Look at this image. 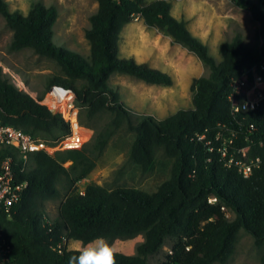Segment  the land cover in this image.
<instances>
[{
  "label": "trees",
  "instance_id": "obj_1",
  "mask_svg": "<svg viewBox=\"0 0 264 264\" xmlns=\"http://www.w3.org/2000/svg\"><path fill=\"white\" fill-rule=\"evenodd\" d=\"M97 8L89 19L84 37L89 57L55 46L54 7L37 2L26 14L10 10L0 0V15L11 31L8 50H31L52 60L60 75L47 80L45 93L57 85L69 89L85 120L82 127L102 112L112 116V129L95 135L92 148L101 152L120 125L131 134L129 159L141 173H154L148 189L117 186H85L82 194L71 190L94 168L85 146L80 150L29 156L30 168L16 160L13 171L26 183L19 202L9 216L0 214V233L10 247L14 264H149L163 246H170L160 264H225L233 254L237 234H250L256 247L264 245V100L254 111L232 113L228 96L232 81L254 66L264 63V0H230L246 10L257 24V47L245 45L239 34L219 46L217 63L208 49L170 15L165 0H94ZM138 17L171 42L194 55L209 70L206 78L192 81L191 109L180 110L163 120L135 115L107 86L114 74L134 77L146 84L168 87L171 78L132 57H118L122 29ZM44 93V94H45ZM22 90L0 68V120L3 125L39 136L49 146L64 138L69 130L59 115ZM83 124V125H82ZM230 142V143H229ZM218 148H226L221 158ZM247 158L258 159L244 178L235 163L240 150ZM161 152L171 162L165 178L155 171V154ZM15 153L0 147V162ZM232 163L227 166L228 160ZM70 162L65 168L64 163ZM76 171L73 177L70 172ZM69 193V194H68ZM61 197L57 217L45 218V203ZM214 199V202H209ZM229 210L233 218L225 217ZM137 236L143 242L135 254H92L67 249L76 241L86 246L96 240L112 242ZM62 245L60 252L56 246ZM264 264V253L260 263Z\"/></svg>",
  "mask_w": 264,
  "mask_h": 264
},
{
  "label": "rangeland",
  "instance_id": "obj_2",
  "mask_svg": "<svg viewBox=\"0 0 264 264\" xmlns=\"http://www.w3.org/2000/svg\"><path fill=\"white\" fill-rule=\"evenodd\" d=\"M10 10L26 14L37 2L45 7H54L57 18L53 25L52 43L84 59L89 57V46L84 33L89 29L90 17L97 5L94 0H3ZM154 0H145L146 3ZM170 4V15L184 22L189 32L207 49L209 54L219 62V46L230 42L239 34L246 46L257 47V24L246 10L234 6L230 0H165ZM254 1V0H252ZM11 31L0 15V68L3 73L32 98L43 97L47 80L60 75L59 67L50 59L39 57L31 50L18 52L8 50ZM118 57H132L137 63H144L150 68L159 70L171 78L168 87L146 84L134 77L114 74L107 81V86L118 93L120 101L135 115L151 116L163 120L180 110L191 109L193 80L206 78L209 70L194 55L153 28L146 27L136 17L121 31L118 42ZM77 106V105H76ZM79 118L85 120L78 110ZM79 119V120H80ZM112 116L107 112L98 114L89 126L83 127L88 142L85 145L87 154L94 162V168L83 180L74 184L70 190L82 192L86 185L96 184L105 188L117 186L148 189L154 186V173H141L129 159L128 145L133 140L124 125L115 130L101 152L92 148L95 135H105L111 129ZM83 125V124H82ZM65 168L70 166L66 162ZM171 162L161 152L155 154V171L165 178ZM26 163V169L30 168ZM76 171H71V177ZM69 194V193H68ZM63 200V199H62ZM61 197L45 203V218L53 221ZM211 202H214L211 199ZM225 217L233 218L232 213L224 209ZM143 242L142 236L130 240L116 239L112 242L96 240L86 246L76 241L67 244V249L92 254L120 253L125 256L135 254V248ZM166 243L157 255L148 258L149 264H160L163 257L170 253ZM264 253V245L256 247L250 234L240 230L236 237L233 254L225 264H259ZM218 264V263H215Z\"/></svg>",
  "mask_w": 264,
  "mask_h": 264
},
{
  "label": "built area",
  "instance_id": "obj_3",
  "mask_svg": "<svg viewBox=\"0 0 264 264\" xmlns=\"http://www.w3.org/2000/svg\"><path fill=\"white\" fill-rule=\"evenodd\" d=\"M230 87L231 93L228 101L231 105V112L236 114L254 111L260 101L264 100V63L254 66L232 81ZM38 104L55 111V114L67 124L69 132L53 146H49L39 136L3 125L0 120V147H7L16 155L15 158L6 157L0 162V214L9 216L26 188V183H20L13 171L12 166L16 160L20 161L24 168L32 153L44 152L48 156H53L56 152L80 150L88 142L87 134L80 125L79 108L76 106L75 95L72 91L57 85L51 86ZM217 152L221 158L226 156V148H218ZM239 153L242 159L235 165L238 172L246 178L251 172V165H256L258 159H248L247 148L240 150ZM231 163L232 158L226 165L229 166ZM65 165L64 163L63 166ZM83 191H78V193L82 194ZM62 245H65V242L56 246L57 252H60ZM10 252V247L0 233V264H14Z\"/></svg>",
  "mask_w": 264,
  "mask_h": 264
},
{
  "label": "water",
  "instance_id": "obj_4",
  "mask_svg": "<svg viewBox=\"0 0 264 264\" xmlns=\"http://www.w3.org/2000/svg\"><path fill=\"white\" fill-rule=\"evenodd\" d=\"M49 112H50V114L52 115V116H55L56 114H55V111H53V110H49Z\"/></svg>",
  "mask_w": 264,
  "mask_h": 264
}]
</instances>
